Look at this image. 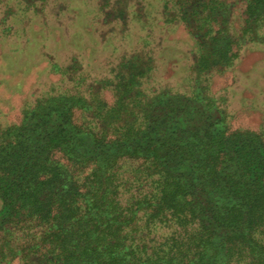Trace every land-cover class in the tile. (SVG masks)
I'll return each instance as SVG.
<instances>
[{
    "label": "trees",
    "instance_id": "16d2710c",
    "mask_svg": "<svg viewBox=\"0 0 264 264\" xmlns=\"http://www.w3.org/2000/svg\"><path fill=\"white\" fill-rule=\"evenodd\" d=\"M243 2L238 34L237 0L161 1L195 42L189 93L145 86L154 60L132 50L105 77L51 63L70 87L0 122V264H264V136L230 130L201 79L264 43V0Z\"/></svg>",
    "mask_w": 264,
    "mask_h": 264
},
{
    "label": "rangeland",
    "instance_id": "374dc122",
    "mask_svg": "<svg viewBox=\"0 0 264 264\" xmlns=\"http://www.w3.org/2000/svg\"><path fill=\"white\" fill-rule=\"evenodd\" d=\"M127 1L129 16L114 21L106 7L99 11L102 0H0V122L17 123L22 108L37 97L70 87L51 63L63 65L71 57L91 76L105 77L123 51L141 52L154 60L145 86L189 93L195 42L182 25L163 24L162 0ZM114 4L109 1V7ZM243 9L237 0L234 33L243 26ZM206 77L201 79L224 109L227 127L264 136V43L244 45L230 69Z\"/></svg>",
    "mask_w": 264,
    "mask_h": 264
}]
</instances>
